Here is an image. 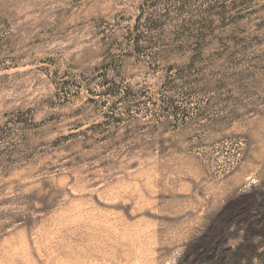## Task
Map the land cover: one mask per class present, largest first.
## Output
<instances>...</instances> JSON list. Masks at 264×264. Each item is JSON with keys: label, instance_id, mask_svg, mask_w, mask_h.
<instances>
[{"label": "rangeland", "instance_id": "rangeland-1", "mask_svg": "<svg viewBox=\"0 0 264 264\" xmlns=\"http://www.w3.org/2000/svg\"><path fill=\"white\" fill-rule=\"evenodd\" d=\"M0 264H264V0H0Z\"/></svg>", "mask_w": 264, "mask_h": 264}]
</instances>
